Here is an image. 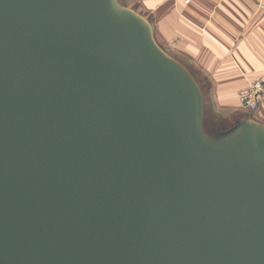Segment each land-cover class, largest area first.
<instances>
[{
	"label": "water",
	"instance_id": "water-1",
	"mask_svg": "<svg viewBox=\"0 0 264 264\" xmlns=\"http://www.w3.org/2000/svg\"><path fill=\"white\" fill-rule=\"evenodd\" d=\"M205 115L121 0H0V264H264V123Z\"/></svg>",
	"mask_w": 264,
	"mask_h": 264
},
{
	"label": "crops",
	"instance_id": "crops-1",
	"mask_svg": "<svg viewBox=\"0 0 264 264\" xmlns=\"http://www.w3.org/2000/svg\"><path fill=\"white\" fill-rule=\"evenodd\" d=\"M122 1V0H121ZM147 16L159 44L181 60L200 84L208 108L264 123V97L255 109L238 91L264 75V0H128Z\"/></svg>",
	"mask_w": 264,
	"mask_h": 264
},
{
	"label": "built area",
	"instance_id": "built-area-1",
	"mask_svg": "<svg viewBox=\"0 0 264 264\" xmlns=\"http://www.w3.org/2000/svg\"><path fill=\"white\" fill-rule=\"evenodd\" d=\"M189 2L190 0H185ZM240 104L248 109H255L260 98L264 97V75L252 80L238 91Z\"/></svg>",
	"mask_w": 264,
	"mask_h": 264
},
{
	"label": "rangeland",
	"instance_id": "rangeland-1",
	"mask_svg": "<svg viewBox=\"0 0 264 264\" xmlns=\"http://www.w3.org/2000/svg\"><path fill=\"white\" fill-rule=\"evenodd\" d=\"M124 2H128V0H122ZM187 2V1H186ZM244 113L243 111H231L227 109H216V108H208L206 118H205V127L207 130H213L217 126H224L232 124L238 114ZM249 115L248 112L244 113Z\"/></svg>",
	"mask_w": 264,
	"mask_h": 264
},
{
	"label": "trees",
	"instance_id": "trees-1",
	"mask_svg": "<svg viewBox=\"0 0 264 264\" xmlns=\"http://www.w3.org/2000/svg\"><path fill=\"white\" fill-rule=\"evenodd\" d=\"M205 118H206V115H205ZM235 122H236V120H235L232 124H230V125L217 126V127H215L213 130H210V131H214V130H219V129H224V128L230 127V126H232ZM204 125H205V124H204ZM205 129H206V127H205ZM206 131L209 132V130H207V129H206Z\"/></svg>",
	"mask_w": 264,
	"mask_h": 264
}]
</instances>
